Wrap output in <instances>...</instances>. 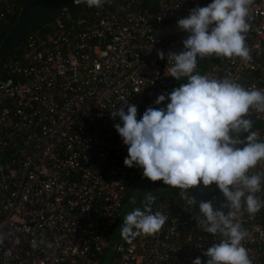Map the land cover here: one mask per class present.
Listing matches in <instances>:
<instances>
[{"label": "built area", "instance_id": "2783aa9c", "mask_svg": "<svg viewBox=\"0 0 264 264\" xmlns=\"http://www.w3.org/2000/svg\"><path fill=\"white\" fill-rule=\"evenodd\" d=\"M211 2L105 0L89 8L63 0L56 20L29 32L20 56L4 65L8 78L0 77V264L207 260L202 253L220 237L198 228V206L186 208L180 189L124 166L127 147L114 128L121 122L110 111L127 99L140 119L148 107L167 102L155 104L178 82L167 77V53L182 51L188 36L177 21ZM248 8L251 59L198 58L193 74L264 90V0H251ZM14 13L13 0H0V24ZM245 118L264 141V113L250 109ZM252 174H264V160ZM129 188L134 192L124 207ZM261 188L256 196L264 201V179ZM148 192L156 197L153 213L168 220L159 232L129 243L120 235L122 211L143 210ZM196 200L224 203L215 185ZM234 221L249 233L242 244L252 264H264V207L255 215L242 209Z\"/></svg>", "mask_w": 264, "mask_h": 264}, {"label": "clouds", "instance_id": "9594fccd", "mask_svg": "<svg viewBox=\"0 0 264 264\" xmlns=\"http://www.w3.org/2000/svg\"><path fill=\"white\" fill-rule=\"evenodd\" d=\"M105 0H74L89 8H99ZM251 0H212L207 6L195 7L177 21L179 30L188 33L183 50L167 53V77L181 80L167 96L161 94L157 106L148 107L137 119V106L124 100V105L110 111V118H119L115 131L127 147L124 159L127 168L138 167L143 177L155 183L180 189L189 207L198 206L195 217L198 228L214 237L219 236L192 264H252L242 241L247 230L234 221L242 209L255 215L264 207L257 198L264 174L249 175L250 169L264 160V141L251 131L252 121L245 118L250 109L264 113V90L246 89L229 78L216 79L193 74L197 61L207 57H239L250 60L245 44L249 31L246 17ZM159 59L165 53L158 51ZM139 92V91H138ZM125 107L127 111H125ZM247 133L244 138L241 135ZM215 185L224 203L197 201L189 191L200 185ZM156 197L145 194L143 210L127 213L120 225V235L131 243L141 235H153L165 225L168 217L153 213ZM228 209L227 213L223 209ZM2 243V238H0ZM36 246V242H33Z\"/></svg>", "mask_w": 264, "mask_h": 264}, {"label": "water", "instance_id": "95a60500", "mask_svg": "<svg viewBox=\"0 0 264 264\" xmlns=\"http://www.w3.org/2000/svg\"><path fill=\"white\" fill-rule=\"evenodd\" d=\"M60 10L61 0H24L19 17L0 44V59L20 46L30 31L56 20ZM207 188L202 186L196 192L189 194V198L195 200L200 198L206 193ZM186 208L190 207L186 204Z\"/></svg>", "mask_w": 264, "mask_h": 264}, {"label": "trees", "instance_id": "16d2710c", "mask_svg": "<svg viewBox=\"0 0 264 264\" xmlns=\"http://www.w3.org/2000/svg\"><path fill=\"white\" fill-rule=\"evenodd\" d=\"M149 1V0H146ZM63 0H61L62 4ZM24 0H13V5L15 9L14 15L6 22L0 24V44L2 43L3 38L8 34L14 23L16 22L17 18L19 17L22 7H23ZM24 43H22L20 46L16 47L13 49L10 53L5 54L1 59H0V77L1 78H8V74L6 73V70L4 69V65L9 62L10 60H14L15 57H19L21 54L22 46ZM205 59V58H204ZM202 59V60H204ZM137 179L134 181V185H137ZM134 189L129 188L126 194V198L124 201V207H127L129 205V200L131 196L133 195Z\"/></svg>", "mask_w": 264, "mask_h": 264}, {"label": "rangeland", "instance_id": "374dc122", "mask_svg": "<svg viewBox=\"0 0 264 264\" xmlns=\"http://www.w3.org/2000/svg\"><path fill=\"white\" fill-rule=\"evenodd\" d=\"M186 82H187V77H183V78H181V80H179V81L177 82L176 88L179 87L181 83H186ZM167 103H168V101H167L162 107H166ZM129 212H130V211H129L128 208H125V209L122 211V218L119 220V223H120V224H122L125 215H126L127 213H129Z\"/></svg>", "mask_w": 264, "mask_h": 264}]
</instances>
